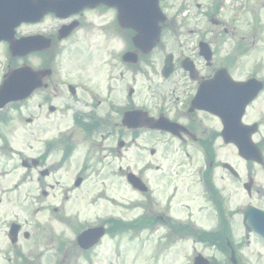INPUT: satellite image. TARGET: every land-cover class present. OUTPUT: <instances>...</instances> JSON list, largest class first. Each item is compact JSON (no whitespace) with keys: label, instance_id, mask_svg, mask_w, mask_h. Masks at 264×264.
<instances>
[{"label":"flooded vegetation","instance_id":"1","mask_svg":"<svg viewBox=\"0 0 264 264\" xmlns=\"http://www.w3.org/2000/svg\"><path fill=\"white\" fill-rule=\"evenodd\" d=\"M235 1L237 5L241 4L244 8V2L250 0H208L206 24L223 25L222 18L228 13L230 16L232 13L235 19L241 18L244 13L239 15L237 11H233ZM263 1L252 0L247 8L250 9L253 4H260ZM43 2L46 7L49 0H29V4L32 6ZM195 6V9L201 7L197 1ZM98 12L112 14L102 29L106 31L108 40L112 38L110 36H113L117 38L119 45L123 46L119 52L112 51V56L115 57L118 54L121 57L130 53L142 56V52L136 46L137 33L126 22L119 19V9L101 4L86 7L77 14L66 18H58L51 12L40 17L34 15L31 22H23L12 29H8V39H0V49L4 56L2 59L0 58V85L8 70L24 64L28 65L32 72H39L40 77V85L32 92L29 100L36 98L38 100L36 107L40 110H46L45 115H31V117L24 119L31 125L29 128H22L27 132L24 134V139L21 140L30 142L27 150H24L29 152L28 156H23L21 150H16L8 142H5L4 132H2L5 115L4 110H0V160L3 159L6 147L10 153L17 152V162L24 171L21 179L23 181L34 179L37 184L35 189L38 193L34 197L30 196V201L39 204L40 198L46 199L51 196L53 194L51 192L60 185L62 197L58 207L49 206L47 208L50 212L44 220L33 221L36 219L37 213L45 210L41 207L33 210L32 216H35L34 218L29 216L28 209V218L21 219L23 222L19 220V214L12 215L15 213L13 210L2 208L5 215L12 217L0 220V264H52L51 256L48 259L49 255H47L45 248L47 245L53 247L54 241L56 251L62 255L60 264H64V261H73L77 257L85 259L87 253H92L93 249L85 251L81 248L77 241L78 235L86 228L103 226L105 236L110 237L108 233H114L118 226L116 218L106 214L101 219L96 217L91 221L84 218L83 210L79 207L83 197L82 184L89 179L98 181L104 175L112 179L119 177L125 180L128 172H133L144 180L145 171L150 166L149 162H145L144 169L133 170L126 164L117 165L118 159L126 160L125 154L131 149L133 143L144 140L149 131L143 129L134 135L131 128L123 124V114L116 109L114 90H110V94H104L99 88L81 80L76 83L66 81L64 84L52 79L55 72L58 76L61 75L60 70L55 69L54 71V68L52 69L51 62L53 59L73 48L69 47L68 44L72 41L75 43L79 39L76 34L80 29L87 30L83 21H86L90 14L94 15ZM98 14V19H100V13ZM92 23L89 20V28L97 27V25L90 26ZM184 24V22H179V27ZM163 28L164 26L161 29L162 38L165 34ZM60 30H65L66 36L60 37ZM225 30L226 27L219 32L221 34L219 41H215L213 38L208 39V46L212 49V61L208 64L202 63L198 56L197 44L199 41L194 39L195 36L191 34L180 36L177 32L176 38L187 39L186 46H180V48L186 50L196 69L192 75L183 69L177 74V77H184L179 79L180 92L184 99L182 109L177 111L179 113L168 107L151 113L148 109L145 115L151 118H168L183 126L185 129H178L181 145H188L199 140L207 143L205 138H196L199 133L192 132V126L195 124L200 130L203 128L206 130L200 117L207 120V114L203 111L196 110L197 108L190 109L193 95L200 83L205 80H208V102H217L219 100L217 95L220 93H232L228 88L209 84V81L220 69H226L227 74L234 81L240 83L237 95L241 99L250 97L251 105L246 107L241 118L236 115L234 108L235 115H229L225 121L213 117L215 120L212 121L214 122L210 127L208 126L207 144L209 151L212 147L209 135H220L225 130L227 134L236 136V140L234 138L230 140L235 144L224 142L226 144L221 143L219 147H231L233 152H237V154L238 150L244 151L245 154L248 150L247 159L241 157L242 161L223 160L216 165H214V157L208 161V200H210V209L221 217V236L229 249L230 255L227 257L230 261L229 264H264V239H260L255 232H245L246 226L253 230L246 216L249 215L250 218H253V216L264 212V67L258 69V67H250L251 65H249L247 66L248 69L243 68L244 63L249 61L247 60L248 52L246 54L245 49L240 51L242 46L238 47L241 45L238 41H229ZM23 39L27 41L25 42ZM16 40L29 46V50H27L29 52H25L26 55L12 56L10 44ZM193 48L194 50H191ZM86 49L89 55H96L94 45L87 44ZM216 50L225 58H230L234 56V53L236 54L232 67L226 62L220 65L213 64L214 57H217ZM177 67H180L179 61ZM47 69L50 71L45 72ZM38 75L32 73L35 78ZM224 82L227 81L224 80ZM245 84H248V88L245 87ZM59 92H62L60 97L63 102L62 106H64L62 112L58 107L60 106L58 99L55 100ZM82 93L85 94V97ZM178 99L179 97L176 98V101ZM72 103H82V105L73 107ZM255 105L259 108L260 119L257 115L256 119L249 117L252 115L251 111ZM104 107L105 110H103ZM70 108L71 111L68 113ZM56 113H60V115H54ZM198 113L204 115H196ZM9 117L13 119L14 115H9ZM64 118L67 122L63 125ZM210 120L211 116L208 115V122ZM60 123L62 125L57 126ZM68 124L70 125L67 126ZM194 129L197 128L194 127ZM184 132L190 133L192 138ZM85 142L89 145H82ZM216 145L212 147L214 152H218ZM136 147L143 151L141 146ZM233 156L236 158L237 155ZM226 165L231 168H227ZM216 169L222 174L217 181L222 183H218L214 178ZM19 186V184H14L12 191L1 189V195L15 192ZM145 196H148V200L143 203V218L146 222L151 223L152 227H157L160 222L163 221L162 223H164L165 213L162 211L164 209L157 211V200L153 193H147ZM10 201L11 198H8V202ZM1 202L2 199H0V204ZM251 208L258 211L253 212ZM46 230L49 233H45ZM238 230H241L242 234L239 237L243 240L234 238ZM32 231L36 234L33 235ZM230 231L234 234L231 242L225 235V232L229 234ZM250 235H254V242L258 244L254 256L245 255L243 257L238 250L239 253L236 257L233 247L236 245L241 248L244 245H249L251 242L248 239ZM34 240L38 242V245L34 244ZM70 251L76 252L75 256Z\"/></svg>","mask_w":264,"mask_h":264},{"label":"rangeland","instance_id":"2","mask_svg":"<svg viewBox=\"0 0 264 264\" xmlns=\"http://www.w3.org/2000/svg\"><path fill=\"white\" fill-rule=\"evenodd\" d=\"M179 1L181 0H165L162 5L164 9L172 12ZM196 1L203 3L201 8L206 9L208 0H194L192 4L194 5ZM193 9L194 6H192ZM98 13H100V19H98ZM98 13L90 14L87 20L83 21L87 30L80 29L76 34L79 39L75 43L72 41L68 44L69 47L73 48L53 59L51 62V65H53L52 69L54 68V71L55 69L60 70L61 75L58 76L57 72H55L52 79L64 84L66 81L76 83L81 80L99 88L104 94H110V90H114L115 100L119 103L125 98L124 95H126L127 90L132 88L137 103L148 102V104H145L150 107L151 112H154L155 109H158V103L156 100L153 101L149 95H156L159 91L170 93L175 84L174 81L165 82L161 78L159 72L161 56L163 57L169 53L174 54L177 46L179 47V43H181L180 40L186 39L180 37L178 41L176 38L165 37L158 49H155L149 56L143 59L140 58L138 65L128 67L121 62L120 55L112 56V51L119 52V49H122L123 46H120L117 38L113 36H110L112 38L108 40L106 31L102 29L106 20L110 19L112 14L109 12ZM228 14L222 18L224 21L223 25L214 26L210 23L205 25L201 23L195 26L191 22L188 26L178 28V31H175L176 37L177 32L180 36H189L184 33H189L190 29L195 26L196 32L202 33L207 42L211 38L219 41L221 39L219 32L226 27L225 31L228 34V40L231 42L238 41L241 44L238 47L242 46L240 51L245 49L246 54L248 52L247 60L249 61L244 63L243 68L248 69L247 66L249 65H251L250 67H258V69L264 67V1L260 4H253L250 9L244 12L241 18L235 19L232 13L231 16ZM89 20L93 22L90 26L97 25V27L89 28ZM87 44L94 45L96 55L87 53ZM220 56L221 54L217 51V57H214L213 64L220 65L226 62L232 67L234 59H236L235 53L230 58ZM3 57V52L0 49V58L2 59ZM82 94L85 97V94ZM61 96L62 92H59L55 99H58L60 106L53 102L60 108V112L64 108ZM36 101H38L36 98L27 100L21 109L11 111L10 116L14 115L13 119L11 118L10 122L2 127L5 142L12 145L14 149L21 150L23 156L29 155V152L24 150H27L26 148H28L30 142L21 140L24 139V134L27 132V130L24 131L22 128L31 126L24 119L31 117V115H45L46 113V110H40L36 107ZM151 103L153 104L152 106L150 105ZM72 104L73 107L82 105V103ZM103 110H105V107ZM70 111L71 108L68 113ZM251 114L249 115L250 119H256V115L259 119L261 117L259 108L256 105L252 109ZM54 115H60V113ZM196 115L203 114L198 113ZM200 119L203 121L202 123L206 130L204 128L200 130L195 124V126H192V132L199 133L196 138H207L209 133L208 126L210 127L212 122H208V118L203 120L200 117ZM66 122L67 120L64 118L63 125ZM61 125L60 123L57 126ZM194 127L197 129H194ZM199 142L200 140L188 145H181L176 139L149 135L146 140H138L133 143L131 149L125 154L126 160L118 159L117 161V165L126 164L132 167L133 170L144 169V163L149 162L150 166L145 171V177L151 185L154 198L157 200V211L165 209L168 205L170 207L168 211L170 218H174L176 222L190 224L194 228V232H183L180 234L182 236L180 238L177 233H174L173 230L164 225L165 219L164 223H162L163 221L160 222L159 225H161L154 229L151 226H145L141 231H132L115 238L104 237L101 245L96 247L90 254V260L77 257L73 261H64V264H192L193 257L197 254H201L206 259H220L215 250L194 240L201 233V230H207L212 225L211 214L206 207L207 203L201 198L200 188L197 184L199 179L198 167L204 162V159L201 158L202 151L199 148ZM216 144V147H218L217 154L224 156V160H241L233 156L231 147L221 148L219 147V141ZM82 145L88 146L89 144L85 142ZM136 146L144 147V152L138 150ZM151 150H154L155 154L151 155ZM177 150L178 152H176ZM16 154L17 152L10 153L6 147L5 155L0 160V199L4 200L0 204L1 221L6 217H12L11 215H5L2 211V208L6 210L9 208L15 212L12 215L19 214L18 218L23 222L21 219L28 218V200L38 193L35 189L37 184L34 179L32 181L29 179L23 181L21 179L24 171L19 167ZM216 171L214 178L217 181L222 174L219 173L218 169ZM217 182L222 183L220 181ZM15 183L20 184L16 192H10L4 196L1 195V189L10 191V188ZM60 186H57L51 192L53 193L51 196L46 199L40 198L39 205H35L34 201L31 202L30 206H40L45 209L37 213V220H44L48 216L47 214L50 211L47 208L49 206L58 207L60 205L62 199ZM81 188L83 189V197L79 207L83 210L84 218L90 221L96 219V217H103L105 214L117 215L126 221L136 219L144 213V206L140 204L141 201L145 203L148 200V196L133 191L125 180L119 177L112 179L104 175L98 181L89 179L82 184ZM8 198H11L10 202H8ZM26 222L29 223V221ZM45 233H49V231L46 230ZM241 234V230H238L236 233L238 239H241L239 237ZM248 239L251 242L249 245H244L242 251L249 256H254L258 244L254 242L253 237L250 236ZM52 244L53 247L47 245L45 248L47 255H49L48 259L55 248V241ZM70 252L75 256L76 252Z\"/></svg>","mask_w":264,"mask_h":264},{"label":"water","instance_id":"3","mask_svg":"<svg viewBox=\"0 0 264 264\" xmlns=\"http://www.w3.org/2000/svg\"><path fill=\"white\" fill-rule=\"evenodd\" d=\"M56 2H57V0H50L48 3H47V7H48V9L50 10V11H54V6H55V4H56ZM156 40H157V37L156 38H154V40H152V42H151V44H150V48H152L153 46H154V44L156 43ZM10 48H12V50L13 49H15V50H17V46H10ZM34 80L36 81V85H37V80H38V77H36V78H34ZM28 80H23V81H20V82H18V84L16 85L17 87V91L18 92H21V91H23V95H17V97H19V96H22V97H26V95L27 94H29V82H27ZM35 86V85H34ZM34 86L32 87V89L34 88ZM31 89V90H32ZM8 99H10L8 96H7V99L6 100H8ZM132 183H133V185L134 186H136V184L132 181ZM196 263L197 264H204L205 263V261L203 260H201L200 258H197L196 259Z\"/></svg>","mask_w":264,"mask_h":264}]
</instances>
